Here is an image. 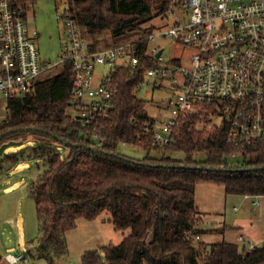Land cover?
Masks as SVG:
<instances>
[{
	"label": "trees",
	"instance_id": "16d2710c",
	"mask_svg": "<svg viewBox=\"0 0 264 264\" xmlns=\"http://www.w3.org/2000/svg\"><path fill=\"white\" fill-rule=\"evenodd\" d=\"M11 1L22 7L34 2ZM66 5L92 50H98L96 38L104 33L112 39L104 48L138 34L141 61L114 75L113 108L97 127L98 140L81 135L67 119L69 63L40 79L33 90L7 100L0 145L12 140L23 146L1 155L0 180L21 163L42 165L27 183L39 222L37 256L32 260L54 264L67 254L65 234L77 219L93 220L107 212L114 228L129 229L128 234L101 252H84L80 264H264V240L247 251L245 245L206 244L196 238L202 231L195 205L199 183L222 185L229 195L263 196L264 136L241 149L227 143L224 124L199 129L201 116L192 113L179 115L171 131L173 142L167 146H156L152 134L142 130L155 122L136 96L142 68L152 63L150 43L142 38L164 13L162 0H66ZM54 137L78 146H65ZM120 145L145 155L123 154ZM233 152L238 157L231 161ZM0 264H5L2 254Z\"/></svg>",
	"mask_w": 264,
	"mask_h": 264
},
{
	"label": "built area",
	"instance_id": "2783aa9c",
	"mask_svg": "<svg viewBox=\"0 0 264 264\" xmlns=\"http://www.w3.org/2000/svg\"><path fill=\"white\" fill-rule=\"evenodd\" d=\"M162 2L165 10L158 19L168 24L142 38L148 39L147 52L152 57V63L142 68V84L158 80L173 87L170 116L142 130L152 134L156 146H167L173 142L171 131L181 113L207 108L215 113L210 114L211 122L217 118L226 126L228 144L244 149L262 140L264 0ZM22 15L20 6L0 0V99L33 90L43 74L69 63L72 86L67 119L81 135L98 140L97 127L113 108L114 75L122 67L134 69L140 64L137 45L141 39L92 50L66 11L58 16L64 40L57 60L45 61L34 41L36 34L30 35ZM167 38L182 48L180 57L163 58L164 49L155 41ZM237 157L235 152L229 155L231 161ZM3 259L6 264H29L23 252H7Z\"/></svg>",
	"mask_w": 264,
	"mask_h": 264
},
{
	"label": "rangeland",
	"instance_id": "374dc122",
	"mask_svg": "<svg viewBox=\"0 0 264 264\" xmlns=\"http://www.w3.org/2000/svg\"><path fill=\"white\" fill-rule=\"evenodd\" d=\"M20 7L23 10V18L30 35L36 34L34 41L38 46L41 59L50 62L56 61L64 40V30L58 16L66 13V0H34L33 3ZM151 23L155 28L168 24L167 21H161L158 18ZM86 39L90 41L89 38ZM96 39L98 49L112 44L108 33H104ZM137 39H139L138 34L127 37L128 41ZM155 45L164 49L163 58L165 60L180 57L182 54V48L171 39H158L155 41ZM58 71L59 67L54 68L43 74L40 79H45ZM136 96L144 101L148 117L153 119L156 124H160L170 116L168 102L173 96V87L168 84L158 80L140 84L136 90ZM6 104V99H0V122L7 115ZM200 108L198 107V109ZM201 109H204L205 112L193 113L201 116L202 121L198 124L199 129L209 131L215 126L221 125L217 118L214 122L210 121V114H215L214 112L207 108ZM22 146V144L11 146L4 153L15 152ZM119 151L137 158L145 155L142 150L127 145H120ZM41 170V164L22 163L11 170L7 177L0 180V254L4 256L7 252H23L28 258L29 264H47L44 261L31 258V256H37L38 244L34 237L38 233L39 222L34 201L28 195L27 183ZM128 232L129 229H115L107 212L93 220L79 218L75 227L65 234L67 254L54 264H80L84 252L93 249L101 252L104 246L118 244Z\"/></svg>",
	"mask_w": 264,
	"mask_h": 264
},
{
	"label": "crops",
	"instance_id": "0c3cea01",
	"mask_svg": "<svg viewBox=\"0 0 264 264\" xmlns=\"http://www.w3.org/2000/svg\"><path fill=\"white\" fill-rule=\"evenodd\" d=\"M195 205L201 218L199 239L204 243L254 246L264 240V195L256 199L229 195L222 185L199 183L195 188Z\"/></svg>",
	"mask_w": 264,
	"mask_h": 264
},
{
	"label": "water",
	"instance_id": "95a60500",
	"mask_svg": "<svg viewBox=\"0 0 264 264\" xmlns=\"http://www.w3.org/2000/svg\"><path fill=\"white\" fill-rule=\"evenodd\" d=\"M160 55V52L156 55L157 57ZM27 130H33V129H25V131ZM12 131H7L5 134H11ZM55 139H57L59 142L63 143L65 146H78L76 144H72L68 141H64L62 139H58L57 137H54ZM22 142L21 141H8L6 143H3L0 145V156L4 153V151L11 147V146H18V145H21ZM90 149H92L93 151H98V149L94 148V147H89ZM224 170V169H223ZM241 170H248V169H241ZM254 170V168L252 169Z\"/></svg>",
	"mask_w": 264,
	"mask_h": 264
}]
</instances>
